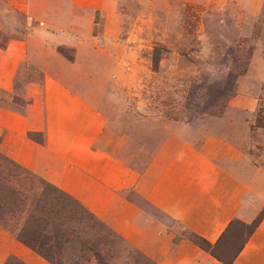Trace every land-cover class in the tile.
I'll use <instances>...</instances> for the list:
<instances>
[{
  "label": "rangeland",
  "instance_id": "1",
  "mask_svg": "<svg viewBox=\"0 0 264 264\" xmlns=\"http://www.w3.org/2000/svg\"><path fill=\"white\" fill-rule=\"evenodd\" d=\"M217 25L225 31L216 33ZM38 30L52 37L49 51L58 58L48 70L94 99L116 130L129 137L132 147L124 159L130 165L141 169L150 157L133 147L142 144L144 134L150 138L154 129L161 137L185 123L195 132L221 135L256 170H264V0H34L30 12L0 0V49L12 39L33 38ZM235 55L246 62V70L234 67ZM42 77L36 65L21 64L14 92L8 97L0 91V106L25 113L26 86ZM236 95L253 96L256 108L231 106ZM0 174L6 198L10 193L20 200L28 197L26 205L14 204L3 199L0 189V227L17 241L12 230L22 225L30 201L43 192L33 177L1 158ZM47 195L48 201L55 196L51 191ZM128 196L180 230L142 198ZM60 219L76 227L65 212ZM233 228L217 249L225 259L245 236L243 226ZM12 256L0 257V264Z\"/></svg>",
  "mask_w": 264,
  "mask_h": 264
},
{
  "label": "crops",
  "instance_id": "2",
  "mask_svg": "<svg viewBox=\"0 0 264 264\" xmlns=\"http://www.w3.org/2000/svg\"><path fill=\"white\" fill-rule=\"evenodd\" d=\"M9 1L23 12H30L34 3ZM43 32L12 39L0 49V88L8 97L21 64L32 63L43 71L40 83L26 86L24 114L0 106V153L69 193L157 264H222L182 232L190 230L214 242L233 218L252 221L264 207V170H256L221 135L195 132L185 123L161 137L154 129L150 138L141 134L142 144L133 147L150 157L141 169L130 165L124 159L132 147L129 137L116 130L94 99L48 70L58 58L49 51L52 37ZM230 105L253 111L257 101L236 95ZM30 130L43 132L44 143L30 139ZM128 194L147 201L180 230ZM6 232L0 227V257L11 254L27 264L46 263ZM232 264H264V218Z\"/></svg>",
  "mask_w": 264,
  "mask_h": 264
},
{
  "label": "trees",
  "instance_id": "3",
  "mask_svg": "<svg viewBox=\"0 0 264 264\" xmlns=\"http://www.w3.org/2000/svg\"><path fill=\"white\" fill-rule=\"evenodd\" d=\"M213 21L217 22L216 19H213ZM214 31L216 33L222 32L225 31V28L222 25H217ZM231 39H237L236 35ZM59 52L65 55L63 49L60 48ZM223 61H226V58ZM231 62L236 69H238V65H241L242 71L246 70V62L239 59V55L231 57ZM240 73L237 72L235 76L238 77ZM0 91L5 94L8 93L2 89ZM25 103L27 104L28 100ZM14 110L22 113L21 110ZM261 120L260 118L257 119L258 126L262 125ZM27 135L33 141L41 144L44 143L45 137L41 131L30 130L27 132ZM0 158L5 162L14 164V166L33 177L43 192L41 197L30 201L26 219H24L22 225L17 230H12V232H16L15 237L17 241L35 252L45 261L50 264H157L69 193L22 167L2 153H0ZM1 179L2 175L0 174ZM0 189L3 192L2 197L4 200H10L14 204H16V200H19L26 205L25 202L26 200L28 201V197H21L20 200L10 193L6 198L4 196L6 189ZM47 191H51L55 195L54 197H50L51 201L46 199L49 197ZM136 196L138 197V195ZM145 202L149 204L147 201ZM62 212L67 214L68 220L74 223L76 227L72 228L71 226L64 225V222L60 219V213ZM263 218L264 207L250 222L233 218L214 242L190 230H185L183 235L222 264H232ZM236 224L243 226L245 236L243 241L231 252L228 259H225L217 252V249L221 243L228 237H231V233L234 232L233 227ZM3 264L27 263L13 255L11 260Z\"/></svg>",
  "mask_w": 264,
  "mask_h": 264
}]
</instances>
